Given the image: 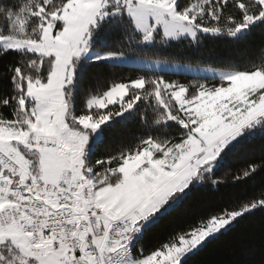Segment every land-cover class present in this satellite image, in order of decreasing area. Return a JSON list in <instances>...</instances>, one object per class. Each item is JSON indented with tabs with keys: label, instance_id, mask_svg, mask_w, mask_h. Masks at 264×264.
Instances as JSON below:
<instances>
[{
	"label": "snow or ice",
	"instance_id": "1",
	"mask_svg": "<svg viewBox=\"0 0 264 264\" xmlns=\"http://www.w3.org/2000/svg\"><path fill=\"white\" fill-rule=\"evenodd\" d=\"M257 30L264 0H0V264H202L257 220L231 264H264V44L213 55Z\"/></svg>",
	"mask_w": 264,
	"mask_h": 264
},
{
	"label": "trees",
	"instance_id": "2",
	"mask_svg": "<svg viewBox=\"0 0 264 264\" xmlns=\"http://www.w3.org/2000/svg\"><path fill=\"white\" fill-rule=\"evenodd\" d=\"M215 43V51L213 53L217 59L233 58L238 60H243L248 57H254L258 54L260 46L264 44V32L257 30L246 41L240 43H230L225 40H219ZM213 67H222L220 63H212ZM177 78V77H173ZM129 133L134 132L135 129L130 127L127 129ZM261 154V149L259 145L254 146L253 148L244 151L236 152L231 154L227 160L225 167L218 174L224 176L226 173L235 171L237 168L244 166L245 161L251 159H259ZM261 181V176L257 175L254 180L249 181L247 185L238 186L235 189H228L229 192H240L247 190L251 192L254 186H259ZM168 228V221H165L159 229H157L153 234L148 238L149 241H154L155 239L161 237ZM253 232H256L258 235L259 232V222H245L239 225L234 233H231L227 236L221 237L220 240L214 242L205 250L204 253L198 258L202 261V264H231V261L234 259L235 252L237 251V246L240 243V240H254L255 243H259L258 239L253 237Z\"/></svg>",
	"mask_w": 264,
	"mask_h": 264
},
{
	"label": "rangeland",
	"instance_id": "3",
	"mask_svg": "<svg viewBox=\"0 0 264 264\" xmlns=\"http://www.w3.org/2000/svg\"><path fill=\"white\" fill-rule=\"evenodd\" d=\"M211 67H213V66H211ZM158 70V69H157Z\"/></svg>",
	"mask_w": 264,
	"mask_h": 264
}]
</instances>
